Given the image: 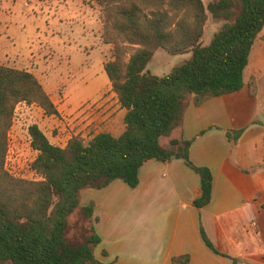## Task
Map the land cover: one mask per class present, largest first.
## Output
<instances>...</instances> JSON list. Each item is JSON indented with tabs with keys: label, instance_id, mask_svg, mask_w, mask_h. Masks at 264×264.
<instances>
[{
	"label": "trees",
	"instance_id": "obj_1",
	"mask_svg": "<svg viewBox=\"0 0 264 264\" xmlns=\"http://www.w3.org/2000/svg\"><path fill=\"white\" fill-rule=\"evenodd\" d=\"M93 1L101 10L103 42L113 47L103 68L125 110L124 130L119 136L102 131L88 142L73 136L58 147L32 125L28 134L37 154L31 170L38 179L14 176L5 165L18 105H36L48 116L59 112L34 74L0 64V264H100L93 203L82 206V192L117 180L135 188L149 160L182 159L200 178L194 206L211 201L212 174L191 162V141L171 140L170 149L159 141L181 126L190 102L200 106L243 87L251 49L264 27V0H213L206 6L202 0ZM208 13L222 25L203 45ZM119 42L137 47L128 60ZM158 49L191 56L159 77L147 70ZM248 84L256 95L255 80ZM239 133L228 136L235 140ZM201 234L217 252L202 228ZM172 264H189V256L174 257Z\"/></svg>",
	"mask_w": 264,
	"mask_h": 264
},
{
	"label": "crops",
	"instance_id": "obj_2",
	"mask_svg": "<svg viewBox=\"0 0 264 264\" xmlns=\"http://www.w3.org/2000/svg\"><path fill=\"white\" fill-rule=\"evenodd\" d=\"M263 37L260 33L251 49L243 87L200 106L190 102L181 126L159 141L166 149L172 148L171 140L191 141V162L210 169L213 178L207 206H194L200 178L177 158L145 162L135 188L117 180L82 192L81 205L93 203V226L101 240L94 255L100 264H172L181 255L189 256V264H235L233 259L264 264ZM183 56L179 65L189 59ZM250 79L257 84L254 96ZM113 96L119 112L114 116L103 105L102 120L111 125L105 132L119 136L125 110ZM119 118L121 129L115 134ZM237 131L235 140L229 138ZM201 228L218 253L206 245Z\"/></svg>",
	"mask_w": 264,
	"mask_h": 264
},
{
	"label": "rangeland",
	"instance_id": "obj_3",
	"mask_svg": "<svg viewBox=\"0 0 264 264\" xmlns=\"http://www.w3.org/2000/svg\"><path fill=\"white\" fill-rule=\"evenodd\" d=\"M202 1L206 6L213 0ZM100 17L93 0H0V64L34 74L59 112L48 116L35 106L17 108L6 162L15 176L38 178L31 170L37 153L31 148L30 126H38L54 145L64 146L73 136L88 142L111 126L102 120L103 105L117 116L119 109L103 68L112 58L113 47L103 42ZM221 25L208 13L203 45L209 44ZM119 45L126 60L137 48ZM183 60V55L158 49L147 70L164 76ZM121 124L116 119L115 134Z\"/></svg>",
	"mask_w": 264,
	"mask_h": 264
},
{
	"label": "built area",
	"instance_id": "obj_4",
	"mask_svg": "<svg viewBox=\"0 0 264 264\" xmlns=\"http://www.w3.org/2000/svg\"><path fill=\"white\" fill-rule=\"evenodd\" d=\"M20 105H23V106H35V107H38V106H36V105H27L26 103H21V104H19L18 105V107L20 106ZM17 107V108H18ZM39 108V107H38ZM41 109V108H40ZM17 110V109H16ZM8 154H9V151H8ZM6 162H7V160H6ZM5 167H6V170L7 171H9L8 169H7V163H6V165H5ZM10 172V171H9ZM33 172V171H32ZM11 173V172H10ZM34 173V172H33ZM11 174H13V173H11ZM35 174V173H34ZM14 175V174H13ZM36 175V174H35ZM15 176V175H14ZM37 176V175H36ZM17 177V176H16ZM20 178V177H19ZM25 179V178H24ZM38 179V178H37ZM37 179H35V180H37Z\"/></svg>",
	"mask_w": 264,
	"mask_h": 264
}]
</instances>
